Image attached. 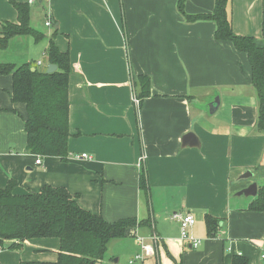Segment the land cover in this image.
Masks as SVG:
<instances>
[{"label": "crops", "instance_id": "crops-1", "mask_svg": "<svg viewBox=\"0 0 264 264\" xmlns=\"http://www.w3.org/2000/svg\"><path fill=\"white\" fill-rule=\"evenodd\" d=\"M38 1L34 10L46 15L36 29L44 39L13 37L0 64L9 62L6 52L17 38L26 44V62L41 70L50 63L51 38L69 51V154L27 151L26 104L12 99V75H0V187L11 179L18 182L15 194L65 187L82 208L108 222L147 221L112 240H120L118 250L109 244L112 254L97 264H132L140 252L143 261L133 264H233L235 255L264 264V211L249 209L264 187V131L257 127L259 100L247 53L217 41L215 21L189 22L180 0ZM35 2L28 3L31 25ZM183 2L187 14L211 13L215 4ZM230 14L236 33L264 36V0H231ZM6 21L17 23L18 12L10 0H0V33ZM139 75L149 76L151 94L137 105ZM188 133L199 144L183 143ZM142 156L147 190L140 187ZM254 182L256 195L241 193ZM175 212L195 216L199 246L180 238ZM206 215L221 220L216 236L207 234ZM153 235L160 237L157 247ZM12 242L2 246L1 264L59 257L56 237L27 239L19 249H9Z\"/></svg>", "mask_w": 264, "mask_h": 264}, {"label": "trees", "instance_id": "trees-1", "mask_svg": "<svg viewBox=\"0 0 264 264\" xmlns=\"http://www.w3.org/2000/svg\"><path fill=\"white\" fill-rule=\"evenodd\" d=\"M18 12V22L6 21L0 33V47L7 48L9 41L18 35H31L38 42L45 35L30 23V5L10 0ZM180 0L179 8L189 22L213 20L216 23L215 39L228 41L247 53L251 65V79L257 91L259 107V130L264 131V36L240 35L235 32L230 14L231 0H215L211 13L187 14ZM47 59L58 66L48 73L39 69L33 61L17 65L12 62L0 64V75L11 74L13 78L12 99L26 104L25 129L27 151L42 156H59L67 159L69 154L70 101L69 80L71 57L69 51H61L53 38L50 39ZM35 67V70H32ZM140 104L151 94V82L147 75H139ZM1 109V106H0ZM145 168L141 170L140 187L148 189ZM18 182L11 179L6 188L0 187V246L14 241L9 249L21 248L27 239L56 237L60 240V253L55 262L22 261L20 264H97L107 253L110 242L126 235L127 229L147 223L137 218H123L108 222L100 214L82 208L65 187L46 185L39 191L15 194ZM249 209L264 211V187ZM208 236H216L221 220L205 216ZM1 264V263H0ZM233 264H249V258L235 255Z\"/></svg>", "mask_w": 264, "mask_h": 264}, {"label": "built area", "instance_id": "built-area-1", "mask_svg": "<svg viewBox=\"0 0 264 264\" xmlns=\"http://www.w3.org/2000/svg\"><path fill=\"white\" fill-rule=\"evenodd\" d=\"M36 0H28V3L29 4H32L34 3ZM47 25H50V21H47L46 22ZM41 62H39L40 64ZM133 99L135 101V103L138 105L140 103V99L138 98L137 94L134 93L133 95ZM83 157H89L87 154H83L82 155ZM36 163L37 164H41L42 163V159H41V156H39L37 159H36ZM139 168L140 170H142L144 167V156H142L140 158V162H139ZM173 217L175 219H177L180 223V238L187 242V243H190L193 247H197L201 244L202 240L201 238H198L196 237L193 233H192V228L194 227L195 223H196V218L195 216L190 213V212H187V213H180V212H175ZM152 240L155 244V247L156 244L158 245V243H160V237L157 236V235H153L152 237ZM138 241L140 242V244L143 246L144 250L148 247L147 245H144V241H145V237L141 236V237H138ZM3 248L0 246V250H2ZM264 256V255H263ZM144 259V254L143 252H140L138 254H136L131 260H130V263H135L136 261H143Z\"/></svg>", "mask_w": 264, "mask_h": 264}, {"label": "rangeland", "instance_id": "rangeland-1", "mask_svg": "<svg viewBox=\"0 0 264 264\" xmlns=\"http://www.w3.org/2000/svg\"><path fill=\"white\" fill-rule=\"evenodd\" d=\"M37 5H39L38 0H36L35 5L33 4V16L31 19L32 25L35 26V28L37 26H42L43 21H44L43 19L46 15L45 13L37 12L36 9L34 10V8H36ZM18 39L19 38H17V41L13 42V44L11 45V47H12L11 50H9V52H6V55H7L6 61L13 62L17 65H21L28 60V57H26V58L23 57V53L26 52V44L20 42ZM5 49L0 48V52L5 53ZM118 241H120V240H116V241L112 242V244H110V248L112 246L115 249V251L118 250V247H119ZM109 254H112L111 250H109V252L107 253V256Z\"/></svg>", "mask_w": 264, "mask_h": 264}, {"label": "water", "instance_id": "water-1", "mask_svg": "<svg viewBox=\"0 0 264 264\" xmlns=\"http://www.w3.org/2000/svg\"><path fill=\"white\" fill-rule=\"evenodd\" d=\"M58 68V66L56 64L53 63H49L48 67H47V72L51 73L56 71ZM32 70H35V67H32ZM197 137L195 136V134L193 133H188L187 135H185V137L183 138V143H185L186 141H192L191 139H193L195 144H199L197 142ZM253 175V173L249 172V173H245L242 177H249ZM241 193H244L245 195H256L257 194V183L254 182L252 183L249 187H247L246 189H244L243 191H241Z\"/></svg>", "mask_w": 264, "mask_h": 264}]
</instances>
